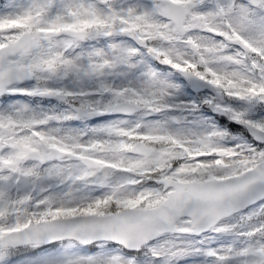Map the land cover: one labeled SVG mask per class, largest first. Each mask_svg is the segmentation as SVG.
Returning <instances> with one entry per match:
<instances>
[{
	"label": "snow or ice",
	"instance_id": "snow-or-ice-1",
	"mask_svg": "<svg viewBox=\"0 0 264 264\" xmlns=\"http://www.w3.org/2000/svg\"><path fill=\"white\" fill-rule=\"evenodd\" d=\"M0 264H264V0H0Z\"/></svg>",
	"mask_w": 264,
	"mask_h": 264
}]
</instances>
